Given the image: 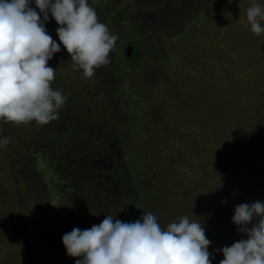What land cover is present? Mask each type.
Segmentation results:
<instances>
[{
	"label": "rangeland",
	"instance_id": "374dc122",
	"mask_svg": "<svg viewBox=\"0 0 264 264\" xmlns=\"http://www.w3.org/2000/svg\"><path fill=\"white\" fill-rule=\"evenodd\" d=\"M256 2L264 5V0ZM89 4L95 8L100 22L119 37L109 56L110 70L101 66L91 79H84L80 75L82 70H72L71 57L63 46L57 53L62 62L57 61L55 54L48 62L56 68L51 86L59 87L56 80L59 74L62 93L69 91L71 107H77L86 120L99 118L104 112L101 106L105 112L110 111L105 103L107 97L119 111V102L110 94L123 95L125 111L111 113L110 121L118 130L119 123L125 121L130 139L126 142L128 146L121 143L118 150L137 151L145 162L141 164L150 171L139 179L140 186L133 188V196L140 190L147 194L146 212L157 217L162 229L185 215L191 221L201 222L212 242L208 249L213 253L212 264H219L220 251L216 249L217 256L211 225L204 220L210 215L201 208L207 207L211 214L220 211L225 200L219 201L217 194L234 183L240 187L245 181L243 189L255 192L261 189L264 193V158L260 156L264 155V149L258 143L264 138V95L255 98L242 89L258 83L264 91V33L257 36L250 26L241 23L246 12L237 21L233 16L231 21L208 20L190 13L189 25L176 26L171 34L157 31V37L149 39L144 33L149 31L136 29L131 21L135 11L132 1L92 0ZM222 22H233L226 35L223 26L218 31ZM146 23L143 22L145 27ZM261 23L264 26V21ZM57 27H47L53 39L58 38ZM177 36L181 40L178 37L175 42ZM219 37L225 38L224 41ZM148 41L151 48L146 52ZM233 42L236 50L229 46ZM127 44L133 45L129 56H125ZM172 51L179 55L176 60L168 57ZM145 71L142 77L140 74ZM105 75L113 83L110 94L103 92L104 86L97 83ZM148 82H151L148 89H153L149 95L144 90ZM139 93L141 96H137ZM13 125L0 121V139L8 137L10 141L7 147H0V264H75L79 258L67 255L63 235L73 228L84 230L98 225L105 218L106 209L91 210L83 202L71 207L60 201L61 195H56L53 201L51 185L31 183L25 178L18 179L14 172L8 173L11 157L19 146L18 136L10 137L15 132ZM120 130H124L122 125ZM177 131L182 135H177ZM21 132L28 136L25 129ZM228 157L233 158L223 165ZM184 165L192 170L185 172ZM234 167L244 180L231 179L229 172ZM233 193L236 196L240 191ZM215 198L218 202L212 203ZM218 216L214 219H219ZM133 217L137 218V214ZM20 226H26L30 245L20 237Z\"/></svg>",
	"mask_w": 264,
	"mask_h": 264
},
{
	"label": "clouds",
	"instance_id": "9594fccd",
	"mask_svg": "<svg viewBox=\"0 0 264 264\" xmlns=\"http://www.w3.org/2000/svg\"><path fill=\"white\" fill-rule=\"evenodd\" d=\"M34 2L36 8L30 0H0V121L17 126L59 119L68 97L51 86L56 68L48 62L61 43L72 70L91 79L96 69L111 63L119 39L99 21L89 0ZM49 14L58 25L60 43L48 34ZM261 21L264 5L252 0L241 23L259 36L264 33ZM9 143L8 137L0 139V147ZM231 222L247 238L219 249L224 257L219 264H264V202L236 205ZM62 243L68 256L79 258L75 264H212L213 256L201 222L185 215L162 229L152 212L132 222L105 215L98 225L65 233Z\"/></svg>",
	"mask_w": 264,
	"mask_h": 264
},
{
	"label": "trees",
	"instance_id": "16d2710c",
	"mask_svg": "<svg viewBox=\"0 0 264 264\" xmlns=\"http://www.w3.org/2000/svg\"><path fill=\"white\" fill-rule=\"evenodd\" d=\"M129 1H132L131 5L135 8V11H133L134 21H131L136 25V29H138V27L147 29L149 32L144 33L147 34V38L149 39H151V37H157V31L160 34H171L170 32L173 31L176 26L183 28V26L189 25L190 22H188V18L190 17V13L194 16L205 17L208 20L212 18L213 20L224 19L228 21L230 19L231 21L233 16L237 21L251 4L250 0H213L210 2L208 0ZM89 3H92V0H89ZM169 4L172 6L169 7ZM211 5H213V7H211ZM143 22H148L146 23L147 27L144 26ZM231 23L233 22H222L218 26V31L221 26H223L225 29L224 34L226 35L228 31L232 30ZM208 24L211 28L212 25L210 23ZM178 37L179 39H177ZM219 38L222 42L225 39L222 37ZM174 39L175 42H177L176 39L181 40L180 36ZM54 40L60 43L58 38H54ZM149 43L150 41L145 43L146 52L151 48ZM234 43L235 42H233V44L229 43V46L234 47L233 49L236 50ZM60 47L62 50V43ZM65 55H67V53H65ZM55 56L58 62H62L59 61L61 59L60 54L55 53ZM177 56L179 55L175 51H172V54H169L168 57H175L173 59L176 60ZM107 66L103 67H105L106 70H110ZM145 74L146 71L141 72L140 75L143 77ZM80 75L83 74L81 73ZM56 80L59 84L57 89L61 90L62 81L59 74ZM97 83L99 87L104 86L102 88L103 92L106 91L109 94L112 92L113 83H109V81L106 80V75L103 78H98ZM150 85L151 82H148L146 84L147 88H144L148 95L153 91V89H148ZM242 89H246V95L249 93V95H253L255 98L264 95L262 84L259 85L257 83L252 87H243ZM63 94L68 98L65 102L66 107L63 105L59 110V119L51 121L44 126H38L35 121L27 125H13L15 132L12 131L13 133L10 137L17 135L19 146L17 152L11 157V167L8 168V173L14 172L18 179L25 178L31 183H45L48 185L47 187L51 185L54 190L53 201H56V195H61L60 201L65 202L71 207H77V204L83 202L84 206H88L91 210H98L101 208L100 210L105 211L106 209V215H112L114 219H119L124 222H132L139 219L145 214L146 208L144 204H148L149 199L147 194H144L142 190L139 191V194L135 193L136 195L133 196V188L135 189L140 186L139 179L150 171L148 167L143 166L145 163L144 159L140 158L137 151L133 149L125 151L118 150L121 143H125V146H128L126 142L130 139V137H127L128 132H126L127 129L124 127L125 121L123 124L119 123V130L122 125L124 130L120 131L124 132H120L116 129V127L111 124L113 122L110 121L112 114L117 115L121 109L125 111L121 99L123 95L110 94V96L115 95L114 98L119 102V111L111 105V100L107 97L105 98V103L110 111L105 112L104 107L101 106L104 112L100 113L99 118L95 120H86L83 116H80L83 114H80L77 107H71L69 91L67 90L63 92ZM141 94L142 93H139L137 96H141ZM238 98L239 97H236L237 103H239ZM250 103H252V101ZM253 103H255V101H253ZM130 109L131 107L129 106L128 111ZM124 117L126 116L124 115ZM23 129H25L26 132L28 131V136H25L23 132H21ZM177 133V135H182L179 131H177ZM263 140L264 138L258 143H260V146L264 149ZM132 145L136 146L134 142ZM250 147L255 148L254 145H250ZM260 156L261 159L262 157L264 158V155ZM232 158L233 157H228L229 160H223V165ZM183 167L184 168H181L182 170L184 169L185 172L192 170L189 166L184 165ZM229 173L231 179L233 178L234 181L237 180V182H239V178L244 180L239 170L235 167ZM262 181V184H264V178H262ZM246 184L247 183L244 181L241 182L240 187H238L237 183H234L233 186L226 185L219 191L217 194L219 201L222 199L227 201L225 204H221L220 211H211V214L207 207L205 209L203 207L201 208L203 213L210 215L204 220L211 225L213 232H211L210 235L215 238L214 249L216 255V249H222L225 246H230L235 241L247 238L246 234L238 233L237 226L231 222L235 206L240 203L255 201L264 202V193H261V189H258L257 192L253 189L247 191V189H243V185ZM258 185H261V182L258 183ZM233 190L240 191V194L232 196ZM225 197L230 198L226 200ZM212 201V203H216L217 199L215 198ZM212 205L213 204H211V206ZM141 212L142 215H140ZM134 214H137V218L133 217ZM219 214V219H214V217ZM213 215L215 216L213 217ZM24 227L26 228V226ZM218 257L220 260L224 258L221 251Z\"/></svg>",
	"mask_w": 264,
	"mask_h": 264
},
{
	"label": "flooded vegetation",
	"instance_id": "af4514ba",
	"mask_svg": "<svg viewBox=\"0 0 264 264\" xmlns=\"http://www.w3.org/2000/svg\"><path fill=\"white\" fill-rule=\"evenodd\" d=\"M30 6L33 7V8H36V5H35L34 0H30ZM36 10H37V12H39V9H38V8H37ZM41 18H42V14H41ZM99 21H100V20H99ZM56 25H57L56 21H55L54 18H52L51 15L49 14V20L45 23L46 28H47V27L52 28V26H53V27H56ZM57 26H58V25H57ZM55 33H56V32H55ZM127 45H128V44H127ZM132 46H133V45H132ZM25 230H26V228H25L24 226H20V227H19V233H20L21 231H25ZM28 245H30V243H29Z\"/></svg>",
	"mask_w": 264,
	"mask_h": 264
},
{
	"label": "water",
	"instance_id": "95a60500",
	"mask_svg": "<svg viewBox=\"0 0 264 264\" xmlns=\"http://www.w3.org/2000/svg\"><path fill=\"white\" fill-rule=\"evenodd\" d=\"M131 50H132V45L128 44L125 49V56H129L131 54ZM20 237L23 239L26 245L30 243L29 236L26 234L25 231L20 232Z\"/></svg>",
	"mask_w": 264,
	"mask_h": 264
}]
</instances>
